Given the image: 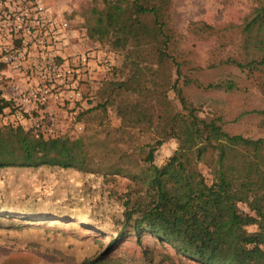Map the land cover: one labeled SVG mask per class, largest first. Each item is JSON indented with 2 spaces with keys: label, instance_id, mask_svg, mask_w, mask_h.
I'll return each instance as SVG.
<instances>
[{
  "label": "trees",
  "instance_id": "trees-1",
  "mask_svg": "<svg viewBox=\"0 0 264 264\" xmlns=\"http://www.w3.org/2000/svg\"><path fill=\"white\" fill-rule=\"evenodd\" d=\"M102 2V8L94 5L89 9L86 39L106 53L120 54L122 60L98 82L92 96H85L89 97V107L74 108L78 110L75 120L84 123L85 116L98 111L104 118L112 114L116 122H99L98 127L91 128L84 125L75 138L46 137L20 125L0 126V171L29 168L57 172V178L78 179L80 174L86 180L99 174L102 178L121 176L129 180L126 191L117 197L114 235L100 253L78 264H126L107 255L131 236L141 245L144 234L177 254L176 260L153 245V249L141 252L146 264H184L186 260L230 264L219 257L215 229L232 202V187L250 192L248 181L254 168L251 161L242 159L241 172L227 180L213 134L240 150L249 146L260 149L263 157L264 138L254 140L227 133L219 118L199 116V110L183 95L181 81L184 86L195 85L204 91H230L235 83L205 85L185 73L193 68L183 70L190 63L179 58L182 39L167 21L170 0ZM240 28L238 58L228 57L219 65L238 68L264 94V2ZM170 92L179 106L169 97ZM15 109L2 98L0 89V118L6 111L14 114ZM257 114L264 126V109ZM169 143L176 145L174 151L158 162L157 150ZM202 166L208 170L209 180L200 171ZM19 214L14 218L27 223L45 220L36 217L39 211ZM233 218L238 221L240 217L234 214ZM258 261L250 259L252 264Z\"/></svg>",
  "mask_w": 264,
  "mask_h": 264
},
{
  "label": "rangeland",
  "instance_id": "rangeland-1",
  "mask_svg": "<svg viewBox=\"0 0 264 264\" xmlns=\"http://www.w3.org/2000/svg\"><path fill=\"white\" fill-rule=\"evenodd\" d=\"M42 1L53 14L70 22L71 29L81 40V47L94 48L86 39V19L91 7L102 8V0ZM262 2L264 0H170L167 18L175 35L182 39L179 58L190 63L183 70L193 68L185 73L205 85L235 83L230 91H204L195 85L184 86L181 81L183 95L199 110V116L219 118L227 133L254 140L264 138L262 117L257 114L264 109V94L244 72L229 64L219 65V61L238 58L240 27ZM188 51L190 54L186 55ZM114 55L119 66L122 57L118 53ZM96 78L84 83V101L78 104L81 110L89 107V97L85 96L95 92L99 81ZM169 97L174 100L173 92ZM174 103L179 106L176 100ZM102 114L96 111L85 116L81 124L91 128L98 127L99 122L104 125L116 122L112 114L105 118ZM4 117L6 119L0 118V126L20 123L7 111ZM79 135L81 133L70 132L67 137ZM213 136L217 139L219 164L227 180L241 172L242 159L251 161L254 168L248 181L250 192L232 187V202L222 212L215 229L220 244L219 257L230 264H252L250 259L253 258L260 260L257 264H264V157L260 149L249 146L240 150L222 137ZM175 147L174 143H169L158 149V162L171 155ZM200 171L208 180L211 178L203 166ZM56 173L29 168L0 171V216L3 218L0 220V264H78L100 253L114 235V218L119 210L117 197L126 191L129 180L121 176L102 178L99 174L86 180L80 174L76 176L78 179L57 178ZM29 209L39 211L36 217L45 220L27 223L14 218L19 217V213L30 212ZM11 212H14L12 217ZM234 214L240 217L238 221H234ZM140 238L139 246L133 236L121 241L107 258L126 264H146L141 252L155 245L158 251H167L177 260L170 246L158 243L147 234ZM254 246L257 248L251 252ZM183 263L196 264L187 260Z\"/></svg>",
  "mask_w": 264,
  "mask_h": 264
},
{
  "label": "built area",
  "instance_id": "built-area-1",
  "mask_svg": "<svg viewBox=\"0 0 264 264\" xmlns=\"http://www.w3.org/2000/svg\"><path fill=\"white\" fill-rule=\"evenodd\" d=\"M75 34L42 0H0V89L25 130L46 137L83 131L74 114L45 108L74 111L84 101V83L95 80L92 61L103 74L117 63L113 53L69 51Z\"/></svg>",
  "mask_w": 264,
  "mask_h": 264
},
{
  "label": "crops",
  "instance_id": "crops-1",
  "mask_svg": "<svg viewBox=\"0 0 264 264\" xmlns=\"http://www.w3.org/2000/svg\"><path fill=\"white\" fill-rule=\"evenodd\" d=\"M77 36L78 35H76L75 34V37L73 38V39H71V45L68 47V50L69 51H90V53L91 54H93L94 53V55L96 56V55H98V53H99V51H103L102 49H100L99 47H98V45H96V44H93V46H94V48H92V49H89L88 47H81V44H80V42H81V40L79 39V38H77ZM83 40V39H82ZM104 52V51H103ZM101 53V52H100ZM100 55V54H99ZM91 68H92V70H94V71H96V72H94V76H95V78L96 77H101L102 76V78H96V79H98L99 81H101L102 79H103V77L105 76V74H103L102 72H101V70H98L97 69V66L95 65V60L94 61H92V64H91ZM98 81V82H99ZM84 88H85V85L83 86V90H84ZM45 110L46 111H49V112H56V113H58L59 114V116H61V117H64L65 116V114H67V113H70V114H76L77 113V109H75L74 111H69L68 110V112H66V113H64V112H59L56 108H54L53 106H48V107H46L45 108ZM11 118V117H10Z\"/></svg>",
  "mask_w": 264,
  "mask_h": 264
}]
</instances>
